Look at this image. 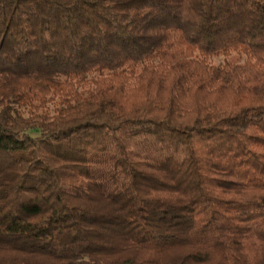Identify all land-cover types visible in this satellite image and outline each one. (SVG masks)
I'll use <instances>...</instances> for the list:
<instances>
[{
    "label": "trees",
    "instance_id": "16d2710c",
    "mask_svg": "<svg viewBox=\"0 0 264 264\" xmlns=\"http://www.w3.org/2000/svg\"><path fill=\"white\" fill-rule=\"evenodd\" d=\"M0 264H264V0H0Z\"/></svg>",
    "mask_w": 264,
    "mask_h": 264
},
{
    "label": "rangeland",
    "instance_id": "374dc122",
    "mask_svg": "<svg viewBox=\"0 0 264 264\" xmlns=\"http://www.w3.org/2000/svg\"><path fill=\"white\" fill-rule=\"evenodd\" d=\"M222 60H223L222 58H213L212 59V63H214V64H222ZM47 108H48L49 113L53 114L56 107H55L54 104H48Z\"/></svg>",
    "mask_w": 264,
    "mask_h": 264
}]
</instances>
